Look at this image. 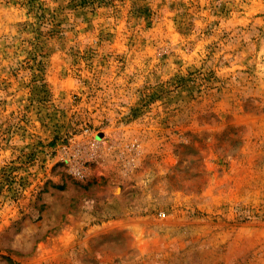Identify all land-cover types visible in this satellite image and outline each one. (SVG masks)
<instances>
[{
    "label": "rangeland",
    "instance_id": "obj_1",
    "mask_svg": "<svg viewBox=\"0 0 264 264\" xmlns=\"http://www.w3.org/2000/svg\"><path fill=\"white\" fill-rule=\"evenodd\" d=\"M0 264H264V0H0Z\"/></svg>",
    "mask_w": 264,
    "mask_h": 264
}]
</instances>
